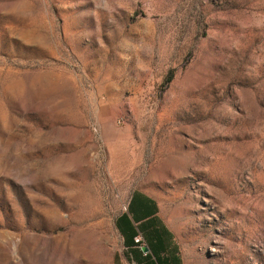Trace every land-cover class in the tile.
Wrapping results in <instances>:
<instances>
[{
    "label": "rangeland",
    "instance_id": "rangeland-1",
    "mask_svg": "<svg viewBox=\"0 0 264 264\" xmlns=\"http://www.w3.org/2000/svg\"><path fill=\"white\" fill-rule=\"evenodd\" d=\"M140 200L264 264V0H0V264H111Z\"/></svg>",
    "mask_w": 264,
    "mask_h": 264
},
{
    "label": "crops",
    "instance_id": "crops-1",
    "mask_svg": "<svg viewBox=\"0 0 264 264\" xmlns=\"http://www.w3.org/2000/svg\"><path fill=\"white\" fill-rule=\"evenodd\" d=\"M138 202L146 203L144 200L136 201V203L132 201L131 213H122L117 219L123 245L114 254L111 264H183L180 253L172 244L170 232L162 229L163 232H155L156 236H153L140 224L142 215L136 207ZM137 237L147 241V246H144L147 247V254H145V248L136 243Z\"/></svg>",
    "mask_w": 264,
    "mask_h": 264
},
{
    "label": "built area",
    "instance_id": "built-area-1",
    "mask_svg": "<svg viewBox=\"0 0 264 264\" xmlns=\"http://www.w3.org/2000/svg\"><path fill=\"white\" fill-rule=\"evenodd\" d=\"M137 241H140V237L137 238Z\"/></svg>",
    "mask_w": 264,
    "mask_h": 264
},
{
    "label": "water",
    "instance_id": "water-1",
    "mask_svg": "<svg viewBox=\"0 0 264 264\" xmlns=\"http://www.w3.org/2000/svg\"><path fill=\"white\" fill-rule=\"evenodd\" d=\"M145 250H147V249H145Z\"/></svg>",
    "mask_w": 264,
    "mask_h": 264
}]
</instances>
